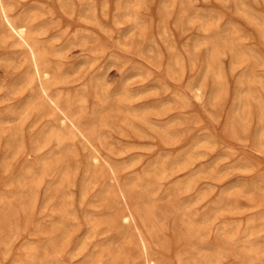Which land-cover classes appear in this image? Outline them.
Here are the masks:
<instances>
[{"label":"rangeland","instance_id":"obj_1","mask_svg":"<svg viewBox=\"0 0 264 264\" xmlns=\"http://www.w3.org/2000/svg\"><path fill=\"white\" fill-rule=\"evenodd\" d=\"M8 1L100 161L0 37V264H145L119 186L158 264H264V0Z\"/></svg>","mask_w":264,"mask_h":264},{"label":"bare ground","instance_id":"obj_2","mask_svg":"<svg viewBox=\"0 0 264 264\" xmlns=\"http://www.w3.org/2000/svg\"><path fill=\"white\" fill-rule=\"evenodd\" d=\"M62 1V0H61ZM68 2L67 0H64V2ZM71 2H70V5L69 4H67L68 6H71L72 8H73V4H72V0H70ZM80 1V0H79ZM85 2V1H84ZM89 2V1H88ZM87 2V3H88ZM60 3H62V2H60ZM73 6H72V5ZM89 4V3H88ZM82 5V4H81ZM80 5V6H81ZM134 5V4H133ZM138 5V4H137ZM137 5H135V6H137ZM67 6V9L69 8ZM85 6H87V5H85ZM132 6V5H131ZM134 6V7H135ZM139 6V5H138ZM65 7V6H64ZM70 7V8H71ZM87 8V7H86ZM163 8V7H162ZM13 5H11V3H9V1L8 0H0V37H2L3 39H6L7 37H12L13 38V40H15L16 41V43L24 50V52L27 54V57H28V62H29V67H30V70H31V72H30V75L28 76V79H30V80H35L34 82L35 83H37V85H36V87H37V99L38 100H42L43 102H45V104H48L51 108H53L57 113H58V115H60V117H61V124L60 125H62V126H65L66 127V129L68 128L72 133H73V135H74V137H77V140L78 139H80L83 143H85L88 147H90V149L92 150V152L93 153H95L94 154V156H91L92 158V160L94 161V163H98L99 161H100V159H99V154L98 153H100L99 151V149L95 146V144H94V142H93V136L94 137H96L95 136V129L94 128H90L88 125L86 126V125H84V124H82V122L80 121V119H82V118H78L74 113H72V112H70L69 110H67L66 109V107L67 106H70V104H72L73 103V100L72 99H70V98H62V97H59V96H55V95H52L51 94V91H50V86L48 85V83H49V80H51L52 79V77H56V76H60V77H62V74H65L63 71H62V69H61V67H58L59 69H57V68H54V66H53V64L51 65V63H50V58H49V56H51V55H49V51H48V49H47V47L45 46V45H43L44 44V41H43V44H41L42 43V41H41V43H40V41L38 42V40H36L33 36H32V30H31V28H32V23H31V19L29 18L30 17V15L28 16V15H20V16H18V17H13L12 16V12H13ZM124 9V8H123ZM122 9V10H123ZM163 10V9H162ZM22 11V10H21ZM28 11V10H27ZM26 11V12H27ZM124 11V10H123ZM134 11H137L136 9L134 10ZM165 10H163V12H164ZM28 13V12H27ZM26 13V14H27ZM124 14V13H123ZM133 15V14H132ZM131 17V16H130ZM137 21V20H136ZM138 22V21H137ZM165 28V27H164ZM36 30H37V28H36ZM41 31V30H40ZM166 33V32H165ZM168 35V34H167ZM166 35V36H167ZM77 36V35H76ZM82 36V35H81ZM165 36V37H166ZM41 40V39H40ZM72 40V39H71ZM75 40H76V38H75ZM7 41V40H6ZM52 42V41H51ZM69 43V42H68ZM45 44H46V42H45ZM48 44H49V42H48ZM55 43H53V45H54ZM64 44V43H63ZM75 44V42L74 41H71L70 43H69V45L70 46H72V45H74ZM47 45V44H46ZM52 45V44H51ZM65 46V45H64ZM85 46V45H84ZM63 47V46H62ZM77 47V46H76ZM56 49V48H55ZM61 49V48H60ZM19 50H21V49H19ZM22 52V51H21ZM17 54V53H16ZM21 54V53H20ZM19 54V55H20ZM57 56V55H56ZM3 57V56H2ZM5 57V56H4ZM18 57V56H17ZM10 58V57H9ZM8 57L6 58V60L7 59H9ZM11 58H13V57H11ZM22 58H24V57H21L20 56V59H19V62H20V60L22 59ZM61 59V58H60ZM13 61H14V59H12ZM11 60V61H12ZM3 61H5V59H3ZM2 61V62H3ZM13 61H12V63H13ZM16 61H17V59H16ZM59 62V61H58ZM17 63V62H16ZM20 63H22V62H20ZM15 64V63H14ZM61 64V63H60ZM19 65V64H18ZM55 65V64H54ZM25 66V65H24ZM53 66V67H52ZM80 66V65H79ZM83 66V65H82ZM71 67L72 66H70V69H71ZM77 67V66H76ZM73 68V67H72ZM79 68V67H78ZM56 69V70H55ZM67 70V69H66ZM77 70V69H76ZM28 72H29V69H28ZM66 72V71H65ZM73 72V71H72ZM71 72V73H72ZM27 73V72H26ZM76 73V72H75ZM24 74V73H23ZM29 74V73H28ZM68 77V79H70L69 78V76H67ZM21 78V77H20ZM54 79V78H53ZM57 79V78H56ZM61 80V79H60ZM69 81V80H68ZM64 82V81H63ZM14 83V82H13ZM65 83V82H64ZM22 84V83H21ZM27 84V83H26ZM57 85V84H56ZM30 86V85H29ZM55 86V85H54ZM19 87V86H18ZM31 87V86H30ZM22 88V87H21ZM54 88V87H53ZM4 89V88H3ZM18 89V88H17ZM25 89V88H24ZM31 89V88H30ZM14 90H16V89H14ZM29 90V89H28ZM196 90V94H198V95H201V94H203L202 93V90L201 89H195ZM14 92V91H13ZM32 91H30V93H31ZM33 92H35V91H33ZM53 92V91H52ZM8 93V92H7ZM18 93V92H17ZM63 93V92H62ZM81 93V92H80ZM83 93V92H82ZM216 93V92H215ZM22 94V93H21ZM20 94V95H21ZM54 94V93H53ZM66 94V93H65ZM68 94V93H67ZM31 95H33V94H31ZM68 96H69V94H68ZM67 97V96H66ZM82 97V96H81ZM9 98V97H8ZM84 98V97H83ZM86 98V97H85ZM84 98V99H85ZM198 98V97H197ZM29 99V98H28ZM36 99V100H37ZM35 100V99H34ZM33 100V101H34ZM81 100V99H80ZM85 101V100H84ZM28 102V101H27ZM31 102V101H30ZM39 102V101H38ZM87 102V101H86ZM29 103V102H28ZM27 103V104H28ZM37 103V102H36ZM31 104H32V102H31ZM45 104H43L42 106L43 107H45L44 105ZM29 105V104H28ZM33 105H34V103H33ZM26 106V105H25ZM24 106V107H25ZM29 106H31V105H29ZM29 106H28V109H29ZM102 106V105H101ZM33 107H35V106H33ZM32 107V108H33ZM21 108V107H20ZM26 108V107H25ZM37 108V107H36ZM48 109H49V107H48ZM69 109V108H68ZM25 110H27V109H25ZM19 110H17V112H18ZM21 111V110H20ZM24 111V110H23ZM54 111V112H55ZM94 112V111H93ZM86 113V112H85ZM103 114H104V112H102ZM17 114H19V113H17ZM22 114V113H21ZM83 114V113H82ZM84 115V114H83ZM16 116V115H15ZM18 116V115H17ZM84 116H86V115H84ZM103 116V115H102ZM6 117V116H5ZM10 117V116H9ZM14 117V116H13ZM93 117V119H94V116H92ZM52 118L54 119V117L52 116ZM56 118H57V115H56ZM91 118V117H90ZM15 119H16V117H15ZM14 119V120H15ZM2 120V119H1ZM4 120H6V119H4ZM104 120V119H103ZM235 121H236V119H234ZM233 120V121H234ZM55 122V121H54ZM9 123V122H8ZM58 124V123H57ZM53 125V124H52ZM51 125V126H52ZM59 125V124H58ZM239 125H241V124H239ZM233 126H234V124H233ZM237 128V127H236ZM47 130H48V128H47ZM236 130V129H235ZM235 130L233 131L232 130V133H238V132H235ZM15 131V130H14ZM231 132V131H230ZM16 133V132H15ZM49 133V132H48ZM72 133H69V134H72ZM58 134V133H57ZM13 137H15V135L13 134L12 135ZM45 136H46V134H45ZM70 136V135H69ZM69 136L67 137L66 136V138H69ZM98 137V136H97ZM72 138H73V136H72ZM100 138V137H99ZM10 139V138H9ZM57 139L59 140V147L61 146H63L64 145V139H65V137L63 136V135H60V134H58L57 135ZM72 140V139H71ZM21 141V140H20ZM22 144V143H21ZM14 145V144H13ZM61 147H60V149H61ZM14 148L16 149V150H18V149H21V147H20V145L18 144H16L15 143V145H14ZM22 152V151H21ZM26 152H27V150H26ZM62 152H64V149L62 150ZM55 153H57V152H55ZM59 153V152H58ZM64 154V153H63ZM61 155V154H60ZM57 156V155H56ZM54 159V158H53ZM63 159V158H62ZM93 161L91 162V163H93ZM46 165H48L49 166V163L47 164L46 163ZM58 165V164H57ZM94 165V164H93ZM59 166H60V164H59ZM50 167V166H49ZM61 167V166H60ZM43 168V167H42ZM110 168V170H112V171H114L113 169H112V167L110 166L109 167ZM50 169V168H49ZM67 171V170H66ZM89 172V171H88ZM66 174V173H65ZM87 175V174H86ZM89 175H90V172H89ZM93 175V174H92ZM95 175V174H94ZM94 175H93V177H94ZM64 176V175H63ZM56 177V176H55ZM87 177V176H86ZM93 177H92V179H93ZM99 177V176H98ZM57 178V177H56ZM66 178H67V176H66ZM88 179V178H87ZM195 179V178H194ZM94 180V179H93ZM89 181V180H88ZM91 181V180H90ZM96 181V180H95ZM65 182H67V181H65V178H64V182H62L61 184H63V183H65ZM36 183V182H35ZM60 184V185H61ZM135 184V183H134ZM133 184V185H134ZM140 184V183H139ZM148 184V183H147ZM132 185V186H133ZM136 185V184H135ZM63 187V186H62ZM130 188V187H129ZM25 190V189H24ZM114 191V190H113ZM141 191V190H140ZM156 191V190H155ZM117 193H118V197H120L121 199H120V201L122 200V202L124 203V205H125V211H124V213H123V215H121V217H122V221L124 222V223H127V224H130V223H135V225H136V230L138 231V236H137V238H138V240H139V244H140V247L142 248V251H143V253H144V255H145V258H144V260L143 261H145V264H158L157 263V261L154 259V258H152L151 256H150V254H149V246H148V243H147V239H146V237H145V235L143 234V232L140 230V228L138 227V225H137V214H136V212L133 210V208L131 207V204H130V197H129V194H128V192H127V190H125L124 188H122V187H120L119 186V188H118V190H117ZM114 195V194H113ZM112 195V196H113ZM115 196V195H114ZM32 197H33V195H32ZM8 199V198H7ZM134 199V198H133ZM26 204V203H25ZM24 207L26 206V205H23ZM22 206V207H23ZM147 208V207H146ZM27 209V208H26ZM147 211V210H146ZM26 213V212H25ZM119 213V212H118ZM120 214V213H119ZM62 215V214H61ZM146 214H144V216H145ZM105 216V215H104ZM146 217L148 218V216L146 215ZM58 218V217H57ZM103 218V217H102ZM114 218V217H113ZM147 218H145L146 220V222H147ZM150 218V217H149ZM108 219H110V218H108ZM95 220V219H94ZM101 220V219H100ZM119 220V219H118ZM97 221V220H96ZM99 221V220H98ZM102 221H103V219H102ZM105 221H108V220H105ZM143 221V220H142ZM111 222V221H110ZM114 222V221H113ZM109 223V222H108ZM115 224H116V222H114ZM105 224H106V222H105ZM105 224H104V226H105ZM121 224V223H120ZM126 224V225H127ZM143 224V223H142ZM145 224V223H144ZM47 225V224H46ZM101 225H103V223H101ZM107 225V224H106ZM110 225V224H109ZM114 225V224H113ZM118 225V224H117ZM117 225H114V226H117ZM120 226V225H119ZM144 226V225H143ZM106 227V226H105ZM146 227V226H145ZM53 228V227H52ZM108 228V227H107ZM110 228V227H109ZM150 228V227H149ZM93 230H94V227L92 228ZM91 229V230H92ZM110 229H114L113 227L112 228H110ZM63 230V229H62ZM64 231V230H63ZM123 231H124V229H123ZM125 232V231H124ZM63 233V232H62ZM126 233V232H125ZM123 234V233H122ZM129 234V233H128ZM58 235H59V233H58ZM191 235H192V233H191ZM129 236V235H128ZM128 236H127V238H128ZM146 236H147V234H146ZM193 237V236H192ZM60 238V237H59ZM123 238V236L120 238V241H121V239ZM59 240V239H58ZM224 241V240H223ZM127 243H128V241H127ZM226 243V242H225ZM111 244H113V243H111ZM62 245V244H61ZM123 245V244H122ZM129 245V244H128ZM114 246V245H113ZM121 246V245H120ZM56 247V246H55ZM139 247V246H138ZM128 248V247H127ZM113 249H115V247L113 248ZM123 249H125V251H126V247L125 248H123ZM151 250V249H150ZM189 251L191 250V248H189L188 249ZM194 250H196V253L199 251V253L200 252H203V251H200L199 249L197 250V247L195 246V248H194ZM194 250H192L193 252H195ZM251 250V249H250ZM54 251V250H53ZM61 251H65V250H61ZM118 251V250H117ZM119 251H120V247H119ZM118 251V252H119ZM129 251V250H128ZM46 253H47V250L45 251ZM115 252V251H114ZM117 252V253H118ZM151 252V251H150ZM205 252V251H204ZM208 252H210V251H207V253ZM121 253H123V252H121ZM120 253V254H121ZM188 253V252H187ZM187 253H186V255H187ZM211 253V252H210ZM112 254V253H111ZM124 254V253H123ZM122 254V255H123ZM129 254V253H128ZM48 255V254H47ZM46 255V256H47ZM50 255V254H49ZM53 255V254H52ZM95 255V254H94ZM114 256L113 257H115L116 255L115 254H113ZM126 255H127V253H126ZM126 255H124V256H126ZM153 255V254H152ZM190 255V254H189ZM197 255H198V253H197ZM196 255V257H198ZM204 255H205V253H204ZM210 255V257H212L211 255L212 254H209ZM208 254H206V257H205V259H209L210 257H207V256H209ZM93 256V255H92ZM96 256V255H95ZM188 256V255H187ZM192 256V255H191ZM200 256H201V253H200ZM220 256H221V254H220ZM94 257V256H93ZM111 257H112V255H111ZM202 257V256H201ZM201 257H200V261H201ZM204 257V256H203ZM58 258H59V256H58ZM95 258V257H94ZM119 258V257H118ZM121 259H123V257L121 256L120 257ZM188 258H190L189 256H188ZM199 258V257H198ZM217 258V257H216ZM50 259H52V258H50ZM93 259V258H92ZM111 259H112V263H113V258H110V261H111ZM128 259V258H127ZM126 259V260H127ZM185 259H187V257L185 258ZM185 259L183 260L182 259V261H184L185 262ZM204 259V258H203ZM202 259V260H203ZM249 259V258H248ZM94 260V259H93ZM188 260H190V259H188ZM214 260H217V259H214ZM244 260V259H243ZM54 261V260H53ZM109 261V260H108ZM109 261V263L111 264V262ZM123 261H124V259H123ZM207 261V260H206ZM209 261V260H208ZM57 262V261H56ZM127 261H124V264L126 263ZM196 262H198V261H196ZM108 263V264H109ZM186 263V262H185ZM195 263V260H194V262H193V264ZM204 262H202V264H203ZM56 264V263H55ZM89 264V263H88ZM118 264V263H117ZM195 264H197V263H195ZM199 264V263H198ZM206 264H207V262H206ZM213 264V263H212ZM249 264V263H248Z\"/></svg>","mask_w":264,"mask_h":264}]
</instances>
